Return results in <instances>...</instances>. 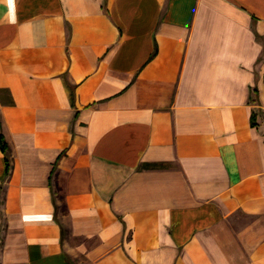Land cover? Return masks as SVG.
<instances>
[{
  "label": "crops",
  "instance_id": "1",
  "mask_svg": "<svg viewBox=\"0 0 264 264\" xmlns=\"http://www.w3.org/2000/svg\"><path fill=\"white\" fill-rule=\"evenodd\" d=\"M0 133V264H264V0H0Z\"/></svg>",
  "mask_w": 264,
  "mask_h": 264
},
{
  "label": "trees",
  "instance_id": "2",
  "mask_svg": "<svg viewBox=\"0 0 264 264\" xmlns=\"http://www.w3.org/2000/svg\"><path fill=\"white\" fill-rule=\"evenodd\" d=\"M254 124V121L251 120V125ZM0 148L6 153L8 150V145L5 142L3 135L0 133ZM7 171H8V163H7Z\"/></svg>",
  "mask_w": 264,
  "mask_h": 264
}]
</instances>
